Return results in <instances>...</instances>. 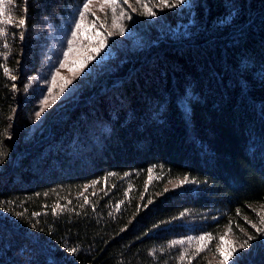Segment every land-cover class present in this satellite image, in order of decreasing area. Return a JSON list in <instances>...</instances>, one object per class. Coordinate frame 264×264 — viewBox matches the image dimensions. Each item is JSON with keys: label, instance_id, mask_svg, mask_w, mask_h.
Here are the masks:
<instances>
[{"label": "trees", "instance_id": "obj_1", "mask_svg": "<svg viewBox=\"0 0 264 264\" xmlns=\"http://www.w3.org/2000/svg\"><path fill=\"white\" fill-rule=\"evenodd\" d=\"M85 1L12 0L0 25V264H218L220 237L264 264V0H146L147 47L27 140L48 92L28 86Z\"/></svg>", "mask_w": 264, "mask_h": 264}, {"label": "rangeland", "instance_id": "obj_2", "mask_svg": "<svg viewBox=\"0 0 264 264\" xmlns=\"http://www.w3.org/2000/svg\"><path fill=\"white\" fill-rule=\"evenodd\" d=\"M129 3L131 7L128 4H124L123 0H120V4L132 17L130 20L125 17L118 21L124 27V34L121 35L119 29L113 27L111 7L103 5V10H101L102 5L99 0H94V3L90 6L91 12L85 19L79 38L72 46L73 51L69 54L66 66L60 68L59 65L64 61V53L68 50V41L71 39V33L75 30L74 25L78 22L79 12L82 10L83 4L73 10L69 19L63 24V30L50 48L51 51L55 49V56L51 60L48 59L47 69L42 71L48 79L44 83H41L39 79H35L28 86L33 89L37 86L46 87L45 89L48 92L41 97V100L39 99L35 102L37 103V109L33 110L35 123L29 130L27 140L37 138L46 130L48 122L53 115L66 104L72 102L84 89L95 85L114 66L124 62L128 54L130 55L139 49L147 47L149 43L146 40L148 35L146 25L149 27L151 25L154 27L160 25L158 16L157 14L155 16L146 15L143 4L137 3L136 0H129ZM143 3H147L156 12V5L150 4L146 0H143ZM132 9H136V11H132ZM119 11L120 9L118 8L117 13ZM92 13H95V15H92ZM93 21H95V27L91 26ZM101 23L104 24V28H101ZM97 31L106 36V43L99 52H94L92 49L98 47L99 44V38L95 36ZM108 32L113 34L108 36ZM88 57L92 58L88 59L87 64L83 68H80L81 61ZM57 70H59V76H56ZM53 77H55L54 85L52 83ZM65 81H69V83L65 85ZM62 85H64L63 92H61ZM53 96L56 97L54 100L52 99ZM45 98L48 99L47 105L43 104ZM41 108H43L42 112ZM37 112H40L39 118L36 116ZM181 181L170 182L168 188L177 190L185 186L186 184H181ZM220 259L221 257L218 254L216 259L218 264ZM230 262L229 259L228 264Z\"/></svg>", "mask_w": 264, "mask_h": 264}, {"label": "snow or ice", "instance_id": "obj_3", "mask_svg": "<svg viewBox=\"0 0 264 264\" xmlns=\"http://www.w3.org/2000/svg\"><path fill=\"white\" fill-rule=\"evenodd\" d=\"M99 2L102 5L101 10H103V5H108L111 7L112 12V21H113V27L118 28L121 35L124 34V27L122 24L118 23L119 20L124 19L125 17L127 19H131V15L128 14L123 6L120 4V0H99ZM137 3H142L143 8L145 9V14L148 16H155L156 12L152 10L151 7L147 3H143V0H136ZM185 0H176L175 4H172L169 2V0H158V5L162 7H176L179 4H183ZM12 0H0V25H11L12 24V17L11 14L8 12L7 5L11 4ZM27 3L28 0H24V8L23 11L26 14L27 13ZM94 3V0H86V2L82 6V10L79 12V18L78 22L75 23L74 28L75 30L71 33V39L68 41V50L64 53V61L59 65L60 68H63L66 66L69 54L73 51V44L76 42V40L79 38V34L81 32V29L84 27V22L87 17V15L91 12L90 6ZM124 4H128L129 7H131L129 0H123ZM120 9L119 13H117V9ZM132 11H136V9H132ZM92 15H95V13H92ZM97 19H99L97 17ZM18 26L20 27H26L27 26V19L26 15L24 18H19L18 20ZM92 27H95V21L91 24ZM104 24L101 23V28H104ZM113 33L108 32L107 35L111 36ZM8 36V30L6 27L0 26V39H4L3 47L8 48L9 44L7 43L6 37ZM95 36L99 38V44L98 47H95L92 49L94 52H99L106 43V36H104L101 32L97 31L95 33ZM21 40L24 39L23 35L20 36ZM6 58V57H5ZM92 57H88L85 60L81 61L80 68H83L86 64L88 59H91ZM5 72H8L9 70L7 68L4 69ZM56 76H59V70L56 72ZM13 80H16V76L11 77ZM53 85L55 84V77L52 79ZM69 83V81H65V85ZM64 85L61 86V92H63ZM56 97L53 96L52 99L54 100ZM43 104H48V99L45 98L43 100ZM43 111V108H41V112ZM37 118L40 116V112L36 113ZM2 162V161H0ZM181 184H188L192 183L195 184L196 180L192 179L190 180L187 176L184 177V179L180 182ZM85 203H87V199L85 200ZM239 211V210H238ZM258 215H260L258 213ZM260 224L264 225V215H260ZM254 228H256V232L260 233L261 235H264V227H256V225H253ZM255 237L252 235H248L247 238L239 245L240 249L247 248ZM212 234L206 233L205 235H202L198 238L199 243L196 247V252L199 253L204 250L205 244L204 242L206 240H211ZM178 244L185 243L183 240L177 241ZM73 253L76 252L75 248L70 249ZM217 253L221 257L219 264H228V260L233 256V254L238 251V248L235 245V242H229L227 245H225V237H220V243L219 246L216 248ZM181 260L184 259V256L179 257ZM237 259H239L237 257Z\"/></svg>", "mask_w": 264, "mask_h": 264}]
</instances>
